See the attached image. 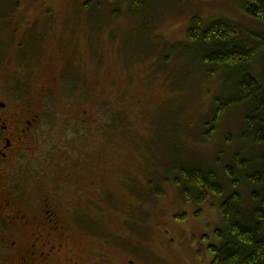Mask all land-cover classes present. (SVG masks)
Masks as SVG:
<instances>
[{
    "label": "rangeland",
    "instance_id": "374dc122",
    "mask_svg": "<svg viewBox=\"0 0 264 264\" xmlns=\"http://www.w3.org/2000/svg\"><path fill=\"white\" fill-rule=\"evenodd\" d=\"M140 2L137 12L131 0H0L4 44L15 30L2 68L42 114L16 183L62 214L68 238L55 263L210 264L223 198L186 204L174 184L182 162L214 170L226 195L250 204L248 170L237 188L225 171L259 152L243 138L247 110L210 131L215 98L230 91L221 69L195 63L186 31L195 15L264 24L240 0Z\"/></svg>",
    "mask_w": 264,
    "mask_h": 264
},
{
    "label": "trees",
    "instance_id": "16d2710c",
    "mask_svg": "<svg viewBox=\"0 0 264 264\" xmlns=\"http://www.w3.org/2000/svg\"><path fill=\"white\" fill-rule=\"evenodd\" d=\"M131 1L133 9L140 12V0ZM240 3L247 16L264 24V0ZM186 40L198 48L199 60L195 63L221 69L225 74L224 92L230 91L215 98L210 131L216 130L226 112L242 106L247 110V134L243 138L251 140L259 152L250 160L236 156L234 165L225 167L236 188L237 172L248 170L242 178L250 188V204H245L238 191L226 195L214 170L193 163L175 166L179 177L174 184L186 204L203 205L209 198H223L219 208L221 227L214 232L215 243L208 247L213 255L210 264H264V30L249 29L228 19L195 15Z\"/></svg>",
    "mask_w": 264,
    "mask_h": 264
},
{
    "label": "flooded vegetation",
    "instance_id": "af4514ba",
    "mask_svg": "<svg viewBox=\"0 0 264 264\" xmlns=\"http://www.w3.org/2000/svg\"><path fill=\"white\" fill-rule=\"evenodd\" d=\"M14 31L8 40L15 38ZM4 38L0 32V264H59L55 260L62 251L60 237L68 231L62 214L51 196L36 197L16 183L24 158L38 150L33 142L42 114L24 96L25 82L2 68L8 44ZM25 40L14 49L20 50ZM57 80L48 84L56 85Z\"/></svg>",
    "mask_w": 264,
    "mask_h": 264
}]
</instances>
